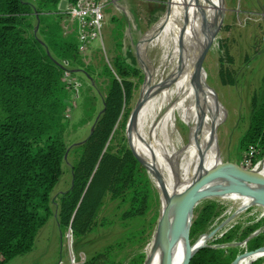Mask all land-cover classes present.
<instances>
[{"label": "trees", "instance_id": "1", "mask_svg": "<svg viewBox=\"0 0 264 264\" xmlns=\"http://www.w3.org/2000/svg\"><path fill=\"white\" fill-rule=\"evenodd\" d=\"M76 1L0 0V264L31 250L38 232L54 214L60 233L72 229L76 248L98 227L114 223L120 226L121 235L114 245L92 253L81 264L145 261L140 251L115 259L122 255L127 242L144 247L146 216L158 206L157 192L126 138L116 151L108 143L124 103L132 97L133 78L142 77L134 59L129 63L120 53L111 66L103 65L109 84L102 109L99 113L94 104L86 112L89 101L84 105L82 124L98 112L93 132L73 146L66 142L69 117L65 113L73 93L63 74L64 70L81 72L82 61L77 33H66L62 22L67 8ZM118 45L121 50V43ZM250 107L247 128L237 148L240 157L251 153L252 163H256L264 158V82L251 97ZM70 155L75 157L70 165L71 187L53 200L51 193ZM106 197L114 219L99 221ZM223 209L210 199L194 209L189 228L191 245L210 232ZM157 219L156 214L147 226L152 229ZM247 220L245 226L234 224L222 238L208 239L188 264H231L243 252L237 248L238 241L245 242L248 251L263 248L264 218L248 216ZM112 250L117 251L112 254Z\"/></svg>", "mask_w": 264, "mask_h": 264}, {"label": "rangeland", "instance_id": "2", "mask_svg": "<svg viewBox=\"0 0 264 264\" xmlns=\"http://www.w3.org/2000/svg\"><path fill=\"white\" fill-rule=\"evenodd\" d=\"M171 5L170 0L106 1L104 31L101 40L92 43L87 51L80 53L82 69L81 72L77 71L73 74L76 78L78 94L74 92V97L68 100L71 107L70 117L67 119L69 128L66 131L68 145L73 146L72 144L82 142L90 135L95 116L102 109V99L108 92L109 80L104 75L103 65L110 64L111 66L113 58L121 53L120 55L126 57L127 62L135 60L137 67L141 69L142 77L133 78L132 97L123 105V112L109 139V146H113V151H116L120 147V142L126 143L127 140L129 148L132 147L137 151L134 139L139 140V136L136 135V129L139 126L143 146L154 155H160L162 159L164 154L167 155V161L174 176L175 173H180L179 169L186 159L188 150L197 152L195 148L197 139L208 129L202 126L201 118L199 124L196 125V114L190 112L188 103L183 99L182 94L177 90H168L167 83L164 81L176 64L182 60L185 49H187L181 44V36L187 26L179 27L177 21L175 22L177 19L173 24L164 22L158 26L162 17L171 11ZM222 5L223 7L220 5L212 23L214 32L218 28L217 34L212 38L210 45L198 54V81L205 98L204 108H206L208 133L212 136L208 148L210 144L214 150V155L208 158L209 165L206 169L211 164L217 165L219 161H232L245 169L255 168L257 170L264 162V158L252 163L254 159L251 153L240 157L237 142L247 128L251 112V97L264 82V22L246 19L243 12L260 13L264 9V0H222ZM115 6L120 10L114 8ZM120 43L121 50L118 45ZM223 58L224 65L222 64ZM199 60H202V63ZM186 64L184 63L180 68L184 69ZM143 93L147 100L135 123V138H133V131L131 129L128 131L127 126L133 109ZM164 96L168 99L167 106L161 103ZM94 104L98 112L91 120L82 124L86 114L84 105H86L87 112ZM196 107L202 110L201 101L196 103ZM138 122L141 123L138 124ZM124 138L126 140L123 141ZM165 159L166 157L163 160ZM74 161L75 157L70 155L64 163L63 176L51 193L53 200L58 199L65 190L71 187L73 173L70 165ZM159 172L162 177L165 175ZM150 176L153 188L157 192L158 206H153L146 216L145 238L147 242L143 248L127 242L126 248L121 250L122 255L115 261L121 257H127V252L132 255L138 251L145 254V261L147 259L144 249L155 234L161 213L160 191L157 188L159 181L153 171ZM239 196L241 195L207 198L224 208L223 214L209 228V231L219 228L213 238H222L223 232H227L234 224L245 226L248 223V216H255L257 219L261 216L264 218L263 206H249L255 204L252 198L253 203L245 206L243 201L238 199ZM206 200L199 202L194 209L201 208ZM105 202V207L100 211L99 221L106 218L114 219L108 197L105 198ZM52 206L55 213L56 205ZM156 214L158 215L157 222L150 229L147 222ZM56 216V214L52 215L40 229L31 250L6 264H61L62 261L63 264H80L106 245H114L121 235V229L117 223L101 226L91 232L84 243L80 242L76 248L72 229L68 228L60 233ZM261 231H264V226ZM240 242L236 243L237 248L243 251L239 254V257H242L246 250L243 248L242 243L244 242ZM222 247L224 248L223 245ZM116 251L112 250L111 253L114 254ZM262 258L264 256L255 257L251 264L264 262Z\"/></svg>", "mask_w": 264, "mask_h": 264}, {"label": "bare ground", "instance_id": "3", "mask_svg": "<svg viewBox=\"0 0 264 264\" xmlns=\"http://www.w3.org/2000/svg\"><path fill=\"white\" fill-rule=\"evenodd\" d=\"M170 3H172V5L170 6L171 11L167 12L162 17L158 26H161L164 22L167 24H173L174 20L177 19L175 20V22L177 21V25L179 27L187 26L189 27V29L186 27L185 32L181 36V44H183L184 48H187L185 49L184 56L183 58L181 57L182 60L178 64L175 63L176 66L166 77L167 79H164V81L167 83L168 90H177L182 94L183 99L188 103L190 112H194L196 114V125L199 124V119L201 118L202 126L204 125L209 130V128L207 127L206 108H204L205 98L198 81L197 62L198 54L200 53V51L203 50V48L206 49L212 42V34L214 33L212 23L215 19L217 11H219L220 5L223 7L222 0H170ZM184 63H187L185 67L186 69H181L180 67ZM143 94L145 97V93ZM199 101H201L202 110L196 107V103H199ZM161 103L163 104V106H167V97L164 96V98H162L161 100ZM142 108L140 109L141 111L138 114L137 120L140 117ZM141 119L143 120L142 116ZM139 123L141 122H138V124ZM134 129L135 124L131 128V130L133 131V138H135ZM136 130V135L137 137L139 136V140H137L136 138L134 139L137 144V151L135 149L133 150L142 159L144 158L149 169L153 171L154 175L156 173L160 174L159 171L165 174L163 175V177L162 174H160V179H158V177L155 175L159 181L157 182V188L160 191L161 211H163L166 206L168 194H172V192H174L176 189H185L186 186L189 185V183L198 176L202 169L206 171V168L209 165L207 163L208 158L214 155V150L211 148L210 144L208 148V143L210 140H212V136L210 135V133H208V130L205 131V133H201L199 135L196 145L194 144L197 152H195L194 150H188L185 156L186 159H184L182 163L183 165L179 169L180 173H175L174 176V172L171 170L168 164L167 155L165 156L164 154V156H162L164 158L166 157V159L163 160L164 158L162 159L160 155H154L153 153H151L150 150L143 146L144 143L141 139V130L139 131V126ZM212 167L214 166L211 164L209 168ZM256 171L264 177V162L261 163ZM227 195L234 197L239 194L229 193ZM238 199L242 200L245 206L253 203V200L250 197L247 198L239 196ZM144 252L147 255L146 264H161L162 252H160V248L156 245V232L150 242L147 244ZM173 252V264H186L188 256L192 253V245L189 244L187 235L177 240ZM261 256H264L263 250L256 252L255 254H246V256L242 258L239 257L240 259L238 258L239 261L237 260L238 262L236 261V264H251V261L255 257Z\"/></svg>", "mask_w": 264, "mask_h": 264}, {"label": "water", "instance_id": "4", "mask_svg": "<svg viewBox=\"0 0 264 264\" xmlns=\"http://www.w3.org/2000/svg\"><path fill=\"white\" fill-rule=\"evenodd\" d=\"M61 7L63 8V5ZM217 31L218 28L212 34V38L217 34ZM199 61L202 63V60ZM146 98L143 94L133 109L127 126L128 131L135 124L141 111L140 109L147 100ZM90 131L93 132V126ZM131 149L134 151L132 147ZM134 153L151 174L147 163L135 151ZM155 175L160 179L159 173ZM229 193L250 197L256 205L264 207V177L255 168L245 169L232 161H219L217 165L206 169V171L202 169L198 176L185 189H176L172 194H168L166 206L163 211L160 210L161 213L155 231L156 245L160 248V252H162L161 264H173V249L179 238L187 235L189 244L191 245L189 227L194 216L195 206L207 198L226 196ZM218 229L211 230L192 245V253L188 256L186 264L189 263L197 250L206 245L208 239L217 234ZM262 250L264 251V247L254 251H247L244 254H255ZM238 258L239 255L231 264H235ZM146 261L144 264H146Z\"/></svg>", "mask_w": 264, "mask_h": 264}, {"label": "built area", "instance_id": "5", "mask_svg": "<svg viewBox=\"0 0 264 264\" xmlns=\"http://www.w3.org/2000/svg\"><path fill=\"white\" fill-rule=\"evenodd\" d=\"M106 1L107 0H77L74 5L70 6L66 10L65 14L69 18V20L73 22L76 26L77 40H78L77 49L79 50L80 53L87 51V49L92 43L94 42L96 43L97 41L101 40V36L104 31L103 27L105 20ZM114 8L120 10L117 6H115ZM243 15L244 18L246 19L257 22L258 21L264 22V14L262 13H251L244 11ZM63 77L66 81L67 88L73 93V97H74V92L78 94L75 76L71 71L64 70ZM67 108L68 109L66 110L65 115L67 117H70L69 115L71 112L70 105ZM253 205L259 206L256 204H250L249 206H253ZM227 232H223V234ZM242 244L244 250H246V243L244 242ZM211 245L213 247L217 246V244H211ZM247 251L248 250H246V252ZM61 264H63V261L61 262Z\"/></svg>", "mask_w": 264, "mask_h": 264}, {"label": "crops", "instance_id": "6", "mask_svg": "<svg viewBox=\"0 0 264 264\" xmlns=\"http://www.w3.org/2000/svg\"><path fill=\"white\" fill-rule=\"evenodd\" d=\"M260 13L264 14V9L261 10ZM62 24H63V29L65 30L66 33H77L75 24L71 22L68 17H65Z\"/></svg>", "mask_w": 264, "mask_h": 264}]
</instances>
